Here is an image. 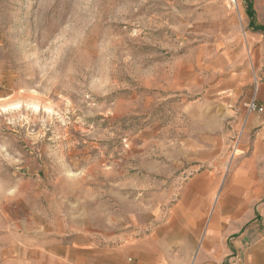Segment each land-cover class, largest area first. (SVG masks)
Wrapping results in <instances>:
<instances>
[{"label": "rangeland", "instance_id": "obj_1", "mask_svg": "<svg viewBox=\"0 0 264 264\" xmlns=\"http://www.w3.org/2000/svg\"><path fill=\"white\" fill-rule=\"evenodd\" d=\"M262 81L264 0H0V264H264V199L224 190Z\"/></svg>", "mask_w": 264, "mask_h": 264}, {"label": "crops", "instance_id": "obj_2", "mask_svg": "<svg viewBox=\"0 0 264 264\" xmlns=\"http://www.w3.org/2000/svg\"><path fill=\"white\" fill-rule=\"evenodd\" d=\"M257 91L258 97L252 99H255L256 103L262 107V111H252L245 119L240 138L242 155L237 159L228 185L224 188L225 194H243L254 198L256 202L264 199V81L259 84ZM213 179L206 173H195L187 177L186 181H182V185L177 191L179 198L176 204L173 205L174 209L181 214L184 213L186 218V220L183 219L185 220L183 225H181L183 227H180L179 230L192 229L196 217L195 213L201 212L205 205L191 204L188 199L194 197L195 199H202V203L207 202L211 195L212 186L215 184V179ZM256 212L255 217L262 221L260 222L261 226L264 225V205L260 210L256 209ZM219 220L220 214L216 212L214 220L209 223V239L214 233L217 226L216 223ZM255 232L253 231L252 233L255 234ZM162 242V238H150L147 240L139 238L135 246L145 243L163 245ZM136 248L133 247L131 250L137 253L138 250ZM233 249L236 250L237 246H234ZM107 257L106 259H100L98 254L91 253L84 258L83 253L79 250L66 253L65 255L33 256L32 260L27 264H116V257L111 256L109 258V255ZM117 264L123 263L121 260H117Z\"/></svg>", "mask_w": 264, "mask_h": 264}, {"label": "built area", "instance_id": "obj_3", "mask_svg": "<svg viewBox=\"0 0 264 264\" xmlns=\"http://www.w3.org/2000/svg\"><path fill=\"white\" fill-rule=\"evenodd\" d=\"M245 107L246 109L249 111V112H252V111H258V112H261L262 111V107L259 106L255 99H251L249 100L248 102L245 103Z\"/></svg>", "mask_w": 264, "mask_h": 264}]
</instances>
